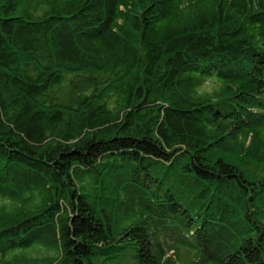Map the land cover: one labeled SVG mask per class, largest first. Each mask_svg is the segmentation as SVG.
<instances>
[{"label":"trees","instance_id":"1","mask_svg":"<svg viewBox=\"0 0 264 264\" xmlns=\"http://www.w3.org/2000/svg\"><path fill=\"white\" fill-rule=\"evenodd\" d=\"M192 252L264 264V0H0V264Z\"/></svg>","mask_w":264,"mask_h":264},{"label":"rangeland","instance_id":"2","mask_svg":"<svg viewBox=\"0 0 264 264\" xmlns=\"http://www.w3.org/2000/svg\"><path fill=\"white\" fill-rule=\"evenodd\" d=\"M233 141L235 142L236 139H234ZM217 153L220 154V152H217ZM238 154H239V152L237 153V156H239ZM237 156L235 155L236 159H234L233 161L236 164H238L246 172V174L248 176H254V177L256 176L257 177L258 174H260V171L259 172L256 171V166L249 165V164L243 162L242 160H239ZM231 158H233V157H231ZM84 190H88V188L85 186ZM166 216L169 218V224L177 226L179 221H177L176 218H170L171 217L170 215H166ZM182 228L184 231H188L187 227L182 226ZM32 247H35V246H32ZM31 248H28V250H26V252L30 254V252L32 250ZM14 251L15 250H12L8 254L12 255L14 253ZM16 251H17V249H16ZM184 260H185L186 264H203L202 260L199 259L198 255L195 252H192L191 254H189Z\"/></svg>","mask_w":264,"mask_h":264}]
</instances>
